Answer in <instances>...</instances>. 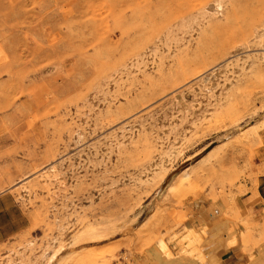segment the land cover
Returning a JSON list of instances; mask_svg holds the SVG:
<instances>
[{
    "label": "rangeland",
    "instance_id": "obj_1",
    "mask_svg": "<svg viewBox=\"0 0 264 264\" xmlns=\"http://www.w3.org/2000/svg\"><path fill=\"white\" fill-rule=\"evenodd\" d=\"M261 172L264 0H0V264H205Z\"/></svg>",
    "mask_w": 264,
    "mask_h": 264
},
{
    "label": "crops",
    "instance_id": "obj_2",
    "mask_svg": "<svg viewBox=\"0 0 264 264\" xmlns=\"http://www.w3.org/2000/svg\"><path fill=\"white\" fill-rule=\"evenodd\" d=\"M246 189L243 193L236 195L234 200V211L237 220L224 221L219 220L205 228L206 236L203 239L202 250L207 260L205 264H263L264 263V240L259 245H254L252 238H258V233L264 230V172L257 175V184L251 186L246 183ZM16 210V209H15ZM210 211L205 208L197 214L198 221L189 222V229L200 233L203 225L211 218ZM234 215V214H233ZM243 220L255 234L245 243L238 235V231H243L241 224ZM23 227L0 228V239H6L18 232ZM236 233L231 236L230 230ZM245 231V230H244ZM243 231V233H244ZM234 238L235 243L228 244L230 239ZM256 254V259L251 261L250 252Z\"/></svg>",
    "mask_w": 264,
    "mask_h": 264
},
{
    "label": "bare ground",
    "instance_id": "obj_3",
    "mask_svg": "<svg viewBox=\"0 0 264 264\" xmlns=\"http://www.w3.org/2000/svg\"><path fill=\"white\" fill-rule=\"evenodd\" d=\"M52 179L55 181V185H59L61 183L60 181H58L59 174H52ZM198 237H199V240H200L201 239V236H198ZM52 258H54V254L50 256V258L47 260L46 264H48L49 260L52 259Z\"/></svg>",
    "mask_w": 264,
    "mask_h": 264
}]
</instances>
